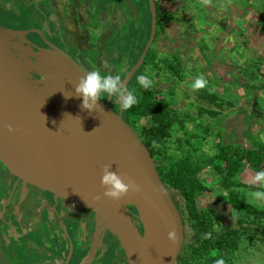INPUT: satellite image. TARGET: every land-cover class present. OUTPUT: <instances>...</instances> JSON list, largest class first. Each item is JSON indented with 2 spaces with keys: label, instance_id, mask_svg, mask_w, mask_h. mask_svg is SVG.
I'll use <instances>...</instances> for the list:
<instances>
[{
  "label": "water",
  "instance_id": "water-1",
  "mask_svg": "<svg viewBox=\"0 0 264 264\" xmlns=\"http://www.w3.org/2000/svg\"><path fill=\"white\" fill-rule=\"evenodd\" d=\"M148 1L149 36L121 79L126 86L155 37L156 7ZM26 33L0 27V163L44 200L93 218L117 238L127 264H178L183 224L150 150L109 98L98 102L103 110L91 113L81 109V99H65L63 93L87 71L70 55L54 48L38 60L41 52L27 48L35 59L18 58L16 51L23 49L13 40ZM57 59L67 68L56 76L60 88L50 94L32 73ZM105 165L134 186L119 200L103 195Z\"/></svg>",
  "mask_w": 264,
  "mask_h": 264
},
{
  "label": "rangeland",
  "instance_id": "rangeland-1",
  "mask_svg": "<svg viewBox=\"0 0 264 264\" xmlns=\"http://www.w3.org/2000/svg\"><path fill=\"white\" fill-rule=\"evenodd\" d=\"M157 1L163 28L151 45L152 60L147 59L138 76L152 81L156 99L174 117L170 137L160 146L161 157L181 156L191 149L202 166L201 179L209 188L197 195L198 207H212L216 223H233L227 191L220 186L212 163L205 159L236 147L255 150L264 145V0ZM130 34L125 32L120 49L127 57L133 56L122 63L126 68L138 49L131 40L137 41L138 34ZM143 36L140 44L145 33ZM198 76L207 83L194 90L192 84ZM209 94L217 98L210 100ZM147 122L142 119L137 129ZM261 170L243 164L234 177L241 186L233 188L241 199L258 207L264 202L254 200L252 193L264 191V186L254 182ZM177 199L181 201L179 195ZM221 255L224 250L212 249L205 255V263L217 262ZM231 264H264V241L241 236L237 248L231 249Z\"/></svg>",
  "mask_w": 264,
  "mask_h": 264
},
{
  "label": "flooded vegetation",
  "instance_id": "flooded-vegetation-1",
  "mask_svg": "<svg viewBox=\"0 0 264 264\" xmlns=\"http://www.w3.org/2000/svg\"><path fill=\"white\" fill-rule=\"evenodd\" d=\"M138 2L144 0H0V27L27 31L13 40L19 47L39 53L57 48L87 71L126 74L131 66L122 63L133 56L120 51L125 32L138 34L137 41L131 39L138 47L146 30L147 12ZM154 3L158 22L162 12L158 1ZM147 6L149 10L148 0ZM27 59L35 57L28 55ZM86 60L91 63L85 64ZM32 75L40 77L38 72ZM108 104L116 112L120 107L114 98ZM123 113L122 118L139 134L132 118L126 120ZM182 224L178 264H190L194 253L190 243L197 244V239L189 226ZM231 224L212 221L215 230ZM215 249L224 250V256L219 257L223 264H231L229 244ZM197 259L196 263L206 264L203 256ZM214 261L211 264H216ZM0 264H127V260L117 238L93 218L44 200L0 163Z\"/></svg>",
  "mask_w": 264,
  "mask_h": 264
},
{
  "label": "trees",
  "instance_id": "trees-1",
  "mask_svg": "<svg viewBox=\"0 0 264 264\" xmlns=\"http://www.w3.org/2000/svg\"><path fill=\"white\" fill-rule=\"evenodd\" d=\"M138 3L141 5L140 7L143 12H147L145 18V39L138 45L136 57L130 66L133 65L143 49L150 31V12L147 0ZM162 28L163 25L159 19L153 42L157 37L158 30ZM152 57L150 46L143 64L135 72L130 83L131 86H129V90L134 91L137 97V103L131 108L123 110V114L126 120L132 118L130 121L134 123L135 127L139 126L142 119L146 118L148 120L142 127L140 125V129L138 130L139 136L150 150L154 160L158 161L156 164L158 173L174 200L180 215H182V222H185L189 226L190 231L197 239V244L193 241L190 243L194 249L190 264L199 262L197 261L199 255L205 258V262H208L205 257L206 253L218 247V245H222V248H225L227 243V245L231 246L232 251L235 250L241 236H246L250 241L258 237L264 241V205L258 207L247 203L233 190V188L241 186L235 181L234 177L240 171L243 164L246 163L256 170L262 169L264 163V145L260 144L258 149L255 150L246 147H236L231 151H226L225 153L222 151L220 155L215 154L214 157H207L205 159H208L212 163V167L217 172L220 186L227 191L226 202L234 212V221L231 226L220 228V230L213 229V208L202 209L197 204V195L209 190V188L205 186L201 179L200 172L202 166L192 150H187L181 156L168 155L161 157L163 153L160 146L170 137L174 117L170 113L169 108L156 99V91L151 88L144 89L137 83V77L143 65L147 63V59L152 60ZM170 68L173 69V66L170 65ZM124 74L125 72L121 73L120 77L122 78ZM208 98L215 100L217 97L209 94ZM209 113L212 114L213 111L211 110ZM249 188L256 189L253 185H249ZM178 195L181 201L177 199Z\"/></svg>",
  "mask_w": 264,
  "mask_h": 264
},
{
  "label": "clouds",
  "instance_id": "clouds-1",
  "mask_svg": "<svg viewBox=\"0 0 264 264\" xmlns=\"http://www.w3.org/2000/svg\"><path fill=\"white\" fill-rule=\"evenodd\" d=\"M137 81L141 87L148 89L151 87L152 81L145 75L137 77ZM207 81L203 76H198L193 84V89H201L206 86ZM73 95H63L65 99L77 97L81 99V109L89 113L97 109L103 110L98 103L105 99L115 100L121 110H127L137 103V97L134 91L128 90L125 83L122 82L120 75L110 72H102L100 70L86 71L73 88ZM68 115V114H67ZM70 116V115H69ZM13 129L8 127V131ZM254 182L264 186V170L256 173ZM101 186L104 188L103 195L112 200H119L123 197L130 187H134L130 183H125L123 178L117 172L111 170V165H105L100 177ZM252 197L256 201L264 202V191H255ZM172 233H169L171 238ZM216 264H223L218 260Z\"/></svg>",
  "mask_w": 264,
  "mask_h": 264
},
{
  "label": "bare ground",
  "instance_id": "bare-ground-1",
  "mask_svg": "<svg viewBox=\"0 0 264 264\" xmlns=\"http://www.w3.org/2000/svg\"><path fill=\"white\" fill-rule=\"evenodd\" d=\"M22 49L23 51L17 52L16 55L21 60L28 61L27 57L28 55H30V52H28V49L25 47H22ZM48 55H49V52L43 51L41 52V54H36L35 57L36 59L41 60L43 56L46 57ZM66 68H67V64L61 59H57L53 61L52 63L44 67H41L37 70V72L40 75L38 82L43 86L46 92L50 94H55L57 89L60 88V84L58 80L56 79V76L58 75V73L64 71ZM73 88L74 87L70 86L66 92V95H73L74 94ZM73 99L78 100L80 98L73 97ZM117 149H120V148H117Z\"/></svg>",
  "mask_w": 264,
  "mask_h": 264
}]
</instances>
